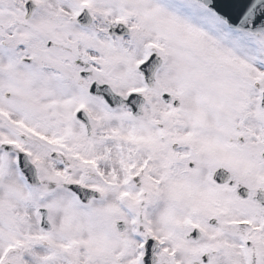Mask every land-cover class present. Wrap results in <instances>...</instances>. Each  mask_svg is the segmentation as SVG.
<instances>
[{
  "label": "flooded vegetation",
  "instance_id": "obj_1",
  "mask_svg": "<svg viewBox=\"0 0 264 264\" xmlns=\"http://www.w3.org/2000/svg\"><path fill=\"white\" fill-rule=\"evenodd\" d=\"M180 2L178 9L183 10L188 25L197 26L205 15L218 20L193 0ZM242 34L246 51L240 79L246 104L207 120L212 140L206 152L198 144L203 142L201 136L195 135L188 137L197 143L189 144L178 142L183 136L162 137L160 158L152 156V142H104L83 135V144L96 152L100 171L107 180L99 181L101 200L90 201L85 213L86 217L97 216L103 223L100 234L108 235L107 247L114 253L107 252V257L105 254L104 264H111V254L115 256L113 264H143L151 236L159 240L155 264H211L210 254H215L211 251L212 230L217 229L220 219L230 227L231 221L226 220L245 216L247 210L263 214L264 207L258 206L256 199L257 193L263 191L259 180L264 175V32L259 36ZM125 39L116 38L112 43ZM54 45L64 47L61 40ZM250 49L253 54L248 52ZM71 53L72 47L68 54ZM68 54L63 57L67 59ZM177 115L182 116L183 111ZM143 164L147 168H140ZM220 168L229 173L228 180L221 183L214 179V172ZM241 190L245 197L229 199V195ZM218 197L223 199L220 203ZM170 208L176 218L173 224L154 220ZM217 212L219 217L212 216ZM106 217L110 221H105ZM144 219L152 227L156 223L157 235H147ZM197 227L200 233L193 231ZM207 240L209 243L203 242Z\"/></svg>",
  "mask_w": 264,
  "mask_h": 264
},
{
  "label": "rangeland",
  "instance_id": "obj_2",
  "mask_svg": "<svg viewBox=\"0 0 264 264\" xmlns=\"http://www.w3.org/2000/svg\"><path fill=\"white\" fill-rule=\"evenodd\" d=\"M47 2H51V0H46ZM146 8V21L149 24V28H147L143 33L144 36L146 35L147 37L154 36L155 34L158 35V37L163 36L162 31L164 32V37L163 39H166L169 43V45L173 46L174 49L179 50L180 52L184 50V54H177L180 57L177 58V60H180L179 64L173 65L176 66L177 69L180 70V74H176L171 76L169 78V85H171L169 90L175 91V89L178 92H181L182 98L181 102L183 100V103L189 100L188 94L191 93V88L197 86V83L200 82L198 75L195 74V71H197L198 68L202 67L203 62L199 57V45H201V51L203 55L209 54L212 50L213 47L206 44L202 43L201 39L199 38V29L195 28L193 24L188 25L187 23L185 24V21L182 19L183 18V10H180L178 8H174L171 6L170 1L168 0H117L113 3L112 6L108 8V11L113 13V14H120V13H125L129 10L136 9L139 11L141 8ZM23 13L24 9L21 7V0L18 2H15V0H0V52L5 51V56L7 59H14L17 58V62L19 65L20 59L18 57L20 56H25L31 54L30 51L33 49L32 45L38 46L40 49V53L37 55L38 60L34 64L35 67L32 68V71L28 73V69L25 67L23 68V71L25 69L24 75L22 73H19V77H23V82H21V87L23 88L24 92H28L29 94L32 93L33 89L38 88L40 86H36L33 89H30L29 86H31L36 78V73L40 72V74L44 75L48 74L50 75L51 69L49 67V64H46V62H49L50 60V54L53 53V47L49 48L47 45V42L52 38L53 35L51 36V26L50 25V16H45L42 19H39L37 16H33L31 20L25 21L23 19ZM173 22L175 23L174 27L170 23ZM187 25V26H186ZM201 29H203L204 25H206L205 22H201ZM172 29H177V30H182L181 31H173ZM212 30V29H208ZM216 32H219V29H216ZM221 40L216 42V45L219 44L218 46H223L224 47V54L225 57L228 55L231 47H233V54L234 57H240L242 60L244 58V48L241 42H234L233 46L228 45V35L229 31L226 32H219ZM32 40V41H31ZM22 41H31V46H28L29 50H24L20 48L19 46L21 45L20 43ZM28 44V43H27ZM26 44V45H27ZM127 44H129L127 42ZM241 45V51L238 48V46ZM19 48V50H18ZM81 49V48H80ZM126 51L132 55V60L133 62L137 59L138 54L140 53V50H135V49H126ZM176 51V52H177ZM251 54H253V50H248ZM48 59V61H46ZM167 65H172L170 63V57L167 56ZM125 60L129 61V64L131 65V60L128 56L125 57ZM6 60L2 59L0 57V72H6L8 68H6ZM110 63H114L116 66L114 60H110ZM124 65V62H122ZM187 63L190 65L187 66ZM26 65V64H24ZM5 66V68H4ZM4 68V69H3ZM204 68H207L206 64L204 63ZM182 71V72H181ZM216 68L214 65H212L209 69L208 72H215ZM182 73V74H181ZM216 73V72H215ZM32 75V76H29ZM7 77L5 75L0 74V102L4 100L3 98V93L9 90L7 82ZM125 79L127 77L123 76ZM138 77L134 76L132 81H136ZM229 83L231 81H228ZM227 82V83H228ZM48 86V85H46ZM129 86H123V88H128ZM160 91V89H165L161 84H157L154 88H156ZM174 87V88H173ZM65 88L63 85L58 82V81H53V93L55 94H61ZM159 91L152 93L151 95V100L154 102L152 104V110L158 109L159 108V114L164 111L167 106L160 102L159 100ZM21 94V92H19ZM49 94H52L50 92ZM74 98H78V100H87L84 94H80L79 91L74 90L73 93ZM11 106V105H10ZM9 106V107H10ZM195 110H200L199 107H195ZM15 116H18L19 113L16 111H13ZM109 113L106 114V119H108ZM196 119L195 116H192L187 123L183 118L180 120V124L187 128L189 125L192 126L193 121ZM161 122V119H156ZM155 120V121H156ZM197 120V119H196ZM119 127V126H118ZM198 128L202 129L201 127L198 126ZM173 129H167L165 127L164 133L166 134H171ZM160 131V128L156 126L153 122V126H151V131L148 133H153L154 135L162 134ZM1 138V137H0ZM71 140V139H70ZM69 140V141H70ZM78 147L81 149L83 147V143L78 141ZM1 156V155H0ZM47 160V158H45ZM5 161L0 160V164ZM11 167L13 168V163L11 162ZM53 167V161L49 162L48 164L42 165V168H44V174L42 175L43 177V182L44 184L42 187L34 190L36 198L39 193L43 192V190L46 189V185L48 182L53 181V176L51 175ZM72 167L78 174V176L81 179H84V172L82 168L80 167L78 170L77 168L79 167L77 164H72ZM46 169L48 170L46 172ZM8 198V197H7ZM9 199V198H8ZM218 199H221L218 197ZM10 200V199H9ZM14 200V199H11ZM223 199H221L218 203H220ZM6 209V206L3 207V211ZM5 213V212H4ZM219 213L217 212L216 214L212 215L214 217H219ZM9 218L11 219L10 222H3L4 227L3 230L0 231L2 235V241H1V248L4 247L7 243L12 242L13 239L16 237H20L21 235H16L18 233L16 223L14 221V215L13 213H9ZM74 223V221H72ZM73 229H77L74 227ZM250 230H247L244 234V240H250L253 243V248L258 251L259 250V237L257 235L259 234V230L256 229L254 233L248 235ZM242 234V233H241ZM242 246V243H240V246H235L233 249L230 250L229 253L225 254L220 251L221 254H219L220 257V263L219 264H239L241 261V255L243 252L241 251L240 247ZM85 247H89L90 249L87 250L86 257H82L80 259H77L75 261H71L73 263H78V264H104L105 261V254L102 248H99V243L98 241L94 238L91 237L86 244L84 245ZM80 253V252H79ZM89 253V254H88ZM96 254V256H95ZM16 255H13L11 258L12 261H16ZM34 260V258H33ZM33 264H51L49 257H46L44 259H39L35 260Z\"/></svg>",
  "mask_w": 264,
  "mask_h": 264
},
{
  "label": "water",
  "instance_id": "obj_3",
  "mask_svg": "<svg viewBox=\"0 0 264 264\" xmlns=\"http://www.w3.org/2000/svg\"><path fill=\"white\" fill-rule=\"evenodd\" d=\"M214 3L211 6L206 2V4L211 7L219 16L221 15L226 20L237 22L241 17L242 10L246 7L250 9H255L257 11V16L259 15L260 3L259 0H211ZM233 14V17H232ZM262 21L264 23V13L262 15ZM260 17V16H259ZM228 18V19H227Z\"/></svg>",
  "mask_w": 264,
  "mask_h": 264
}]
</instances>
